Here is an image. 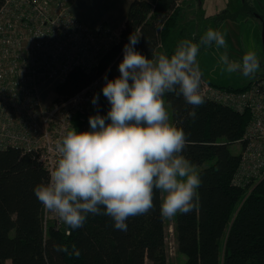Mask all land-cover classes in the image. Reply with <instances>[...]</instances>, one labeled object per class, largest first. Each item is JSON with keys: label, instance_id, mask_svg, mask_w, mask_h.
Returning <instances> with one entry per match:
<instances>
[{"label": "trees", "instance_id": "1", "mask_svg": "<svg viewBox=\"0 0 264 264\" xmlns=\"http://www.w3.org/2000/svg\"><path fill=\"white\" fill-rule=\"evenodd\" d=\"M173 5L174 0H134L121 30V41L89 72L72 70L55 87L56 100L73 97L105 74L109 80L119 76L123 47L133 32L141 34L135 48L143 55L151 58L154 53L170 54L188 35L182 26L185 10ZM245 11L246 4L234 14L223 12L213 19L218 23L233 21L247 14ZM197 38L193 36L194 42ZM206 81L232 92H243L252 84L234 88ZM98 95L94 110L73 118L77 131L89 130V116L97 112L107 114L110 104L102 90ZM164 99L173 122L184 129L191 141L182 154L196 168L207 164L197 172L202 184L197 189L196 207L188 214L174 217L176 248L184 256L183 264H264V174L243 187L232 183L240 153L232 154L230 147L244 144L242 138L251 121L250 112L239 113L205 99L195 109L197 116L193 120L187 116L191 106L182 96L166 94ZM47 179L35 155L11 148L0 151V264H166L159 191L154 209L130 218L126 232L116 230L107 216L89 215L82 228H65L69 232L66 235L52 223L46 228L43 225V206L34 187ZM60 243H74L81 255L69 257L55 251L53 245Z\"/></svg>", "mask_w": 264, "mask_h": 264}, {"label": "clouds", "instance_id": "2", "mask_svg": "<svg viewBox=\"0 0 264 264\" xmlns=\"http://www.w3.org/2000/svg\"><path fill=\"white\" fill-rule=\"evenodd\" d=\"M225 37V32L208 28L197 42L183 39L170 54L149 58L135 48L141 34L131 33L119 76L103 77L102 93L110 104L107 114L97 112L89 116V130L79 132L72 126L55 140L56 164L47 181L34 187L44 209L66 229H80L89 215H103L125 232L130 218L154 209L157 191L163 197L162 219L193 211L202 181L182 154L191 141L173 122L164 97L182 96L191 106L187 116L196 119L195 109L205 103L198 62L202 49L220 52L222 73L254 78L260 70L257 53L246 50L239 59L230 58ZM98 100L94 94L93 105ZM53 249L69 257L81 255L74 243L54 244Z\"/></svg>", "mask_w": 264, "mask_h": 264}, {"label": "built area", "instance_id": "3", "mask_svg": "<svg viewBox=\"0 0 264 264\" xmlns=\"http://www.w3.org/2000/svg\"><path fill=\"white\" fill-rule=\"evenodd\" d=\"M72 0H1L0 4V151L17 149L36 156L49 176L57 154L55 140L72 120L94 110L92 98L105 84L102 77L73 97L42 105L41 88L55 87L75 69L89 72L121 41V31L91 29L70 13ZM185 0H174L181 8ZM205 99L239 113L249 111L232 183L243 187L264 174V77L243 92L218 89L205 79ZM50 86V87H51ZM43 225L63 224L43 207ZM65 234L69 232L65 229Z\"/></svg>", "mask_w": 264, "mask_h": 264}, {"label": "rangeland", "instance_id": "4", "mask_svg": "<svg viewBox=\"0 0 264 264\" xmlns=\"http://www.w3.org/2000/svg\"><path fill=\"white\" fill-rule=\"evenodd\" d=\"M243 0H188L184 6L181 5L182 10L185 7L183 27L188 33L187 38L193 39V36L203 34L208 28L219 29L226 33L227 51L230 58L239 59L246 50H254L260 61V70L256 73L254 78L244 77L242 74H227L221 72V65L219 64V54L215 48L208 50H201L198 54V62L203 71V79L209 80L217 86L234 88H242L250 82H254L259 78L264 77V36H262V24L257 17H262L264 14V0H247V4L251 5L253 9V16H238L236 20H227L216 22L208 20V17L216 16L226 11H235L242 5ZM183 6V7H182ZM171 15V13H170ZM204 16V17H203ZM186 38V39H187ZM196 41V42H197ZM221 52L224 49L220 50ZM46 85L41 88V99L43 107L51 103L52 99H56L54 85ZM165 100V99H164ZM51 101V102H50ZM166 108L171 114L170 107L165 101ZM232 154H239L240 147L234 144L230 147ZM207 164L201 168H196L198 172L200 169L206 167ZM162 196V195H161ZM163 198V197H162ZM165 222V243L167 250L166 264H183L184 256L177 252L175 236H174V218L171 220L164 219Z\"/></svg>", "mask_w": 264, "mask_h": 264}, {"label": "crops", "instance_id": "5", "mask_svg": "<svg viewBox=\"0 0 264 264\" xmlns=\"http://www.w3.org/2000/svg\"><path fill=\"white\" fill-rule=\"evenodd\" d=\"M133 1L134 0H72L70 4V13L74 18L91 29L105 26L112 31H121L126 22L128 8ZM139 1L152 3L155 0ZM187 3L188 0H185L184 6ZM216 16L208 17L207 21L214 20L213 18ZM53 88H55V86H53Z\"/></svg>", "mask_w": 264, "mask_h": 264}, {"label": "flooded vegetation", "instance_id": "6", "mask_svg": "<svg viewBox=\"0 0 264 264\" xmlns=\"http://www.w3.org/2000/svg\"><path fill=\"white\" fill-rule=\"evenodd\" d=\"M247 3H248L247 0H243L242 5L240 7H238V9H236L235 11H233V12L232 11H228V12L224 11V12L225 13H229V14H234V13L238 12L246 4V8H247L248 11H245V13H247L245 15L246 16H250L251 15V17H252L253 16L252 15L253 14V9H252L251 5H248ZM239 16H243V15H239ZM263 17H264V14H263L262 17H257V19L260 21V24L263 23V22H261V18H263ZM262 26H263V24H262ZM262 33H263V27H262Z\"/></svg>", "mask_w": 264, "mask_h": 264}, {"label": "water", "instance_id": "7", "mask_svg": "<svg viewBox=\"0 0 264 264\" xmlns=\"http://www.w3.org/2000/svg\"><path fill=\"white\" fill-rule=\"evenodd\" d=\"M262 36H264V20H263V33ZM65 231V226L63 225L61 232L63 233Z\"/></svg>", "mask_w": 264, "mask_h": 264}]
</instances>
